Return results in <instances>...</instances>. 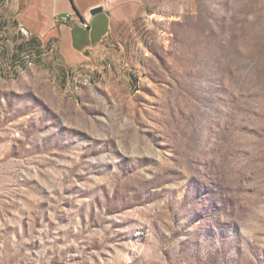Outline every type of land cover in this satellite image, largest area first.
I'll list each match as a JSON object with an SVG mask.
<instances>
[{
    "label": "rangeland",
    "instance_id": "obj_1",
    "mask_svg": "<svg viewBox=\"0 0 264 264\" xmlns=\"http://www.w3.org/2000/svg\"><path fill=\"white\" fill-rule=\"evenodd\" d=\"M155 12L66 67L0 0V264H264V0Z\"/></svg>",
    "mask_w": 264,
    "mask_h": 264
},
{
    "label": "crops",
    "instance_id": "obj_2",
    "mask_svg": "<svg viewBox=\"0 0 264 264\" xmlns=\"http://www.w3.org/2000/svg\"><path fill=\"white\" fill-rule=\"evenodd\" d=\"M17 32L25 27L50 54L66 67L89 63L104 43L132 39L138 17L154 15L161 0H2ZM103 10L91 13L96 7ZM71 15L67 22L61 16ZM90 24L86 28L80 20ZM20 34V33H19ZM131 34V36L129 35Z\"/></svg>",
    "mask_w": 264,
    "mask_h": 264
},
{
    "label": "built area",
    "instance_id": "obj_3",
    "mask_svg": "<svg viewBox=\"0 0 264 264\" xmlns=\"http://www.w3.org/2000/svg\"><path fill=\"white\" fill-rule=\"evenodd\" d=\"M71 15L69 14H66L64 16H61L60 17V20L63 21V22H67L69 19H70ZM80 24L86 28H89L90 24L87 20H83L81 19L80 21ZM20 32L22 33L23 36H25L26 38H30V32L23 26L20 27Z\"/></svg>",
    "mask_w": 264,
    "mask_h": 264
},
{
    "label": "water",
    "instance_id": "obj_4",
    "mask_svg": "<svg viewBox=\"0 0 264 264\" xmlns=\"http://www.w3.org/2000/svg\"><path fill=\"white\" fill-rule=\"evenodd\" d=\"M103 10V7H101V6H99V7H96V8H94V9H92L91 10V13H96V12H100V11H102Z\"/></svg>",
    "mask_w": 264,
    "mask_h": 264
},
{
    "label": "bare ground",
    "instance_id": "obj_5",
    "mask_svg": "<svg viewBox=\"0 0 264 264\" xmlns=\"http://www.w3.org/2000/svg\"><path fill=\"white\" fill-rule=\"evenodd\" d=\"M30 58V57H29Z\"/></svg>",
    "mask_w": 264,
    "mask_h": 264
}]
</instances>
